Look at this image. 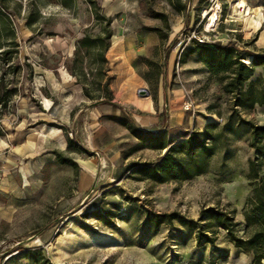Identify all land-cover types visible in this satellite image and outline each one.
<instances>
[{"label": "rangeland", "instance_id": "rangeland-1", "mask_svg": "<svg viewBox=\"0 0 264 264\" xmlns=\"http://www.w3.org/2000/svg\"><path fill=\"white\" fill-rule=\"evenodd\" d=\"M96 1L113 17L109 101L92 83L100 77L91 56L76 54L79 39L101 27L89 0H0V82L12 90L0 112V263L198 264L209 257L238 264L243 250L225 229L216 228L214 244L199 245L196 230L178 218L159 226L152 218L177 211L200 224L204 209L214 207L233 213L246 235L251 123H264V106L238 104L239 93L226 89L229 73H212L195 53L181 61L180 48L198 35L264 50V0ZM81 55L95 98L72 71ZM250 80L264 88V65L245 87ZM140 87L150 93L140 95ZM113 114L133 115L175 140L214 122L207 170L166 182L137 178L133 164L157 163L165 150L138 148Z\"/></svg>", "mask_w": 264, "mask_h": 264}, {"label": "trees", "instance_id": "trees-1", "mask_svg": "<svg viewBox=\"0 0 264 264\" xmlns=\"http://www.w3.org/2000/svg\"><path fill=\"white\" fill-rule=\"evenodd\" d=\"M89 1L94 7L97 20L101 22V27L98 33H85L79 39L76 54L79 55L86 52L91 56L93 63L96 65L90 68L96 71L95 73L98 78L100 77L98 81H93L92 83H97L103 87L107 93L105 100L109 101L112 98V93L109 89L110 78L106 75L109 69L106 52L112 44L114 34L112 27L113 17L102 12L101 6L96 0ZM0 12L2 13L1 8ZM7 52L5 51V53ZM193 53L197 55V58L212 73H229L227 76L230 79L226 83V89L239 93V97L237 98L238 104L245 108H253L256 104L264 106V88L256 87L254 80H250L248 87H245L255 67L264 65V50L250 51L241 49L235 42L224 44L221 41H199L194 38L192 44L186 45L181 52V61H187L188 56ZM246 55L253 57L250 64H246L243 61ZM83 61L84 55H81L80 64H76L74 68L72 67V71L78 77V82H82L85 94L91 98H95L87 82L88 71H85ZM11 92V89H3L0 82V112H3L7 108L12 95ZM110 117L126 126L139 139L138 148L148 147L165 150L169 147L163 158L157 163L151 161L134 163L132 167H134L133 170L137 178H151L158 182H166L172 179L191 178L207 170L209 157L214 152V147L211 144L214 136L210 130V128L216 126L214 122L209 123L205 129L188 132L182 140H175L169 137L166 129L152 130L143 127L133 115L113 114ZM251 126V146L254 148V157L250 159L248 177L250 183L254 185L252 208L246 209L244 212V232L246 235L239 233L241 223L235 220L233 213L214 207L204 209L202 215L205 212L208 215L202 217L201 220H207V222L200 224L193 219L186 218L177 211L156 215L152 219L155 221V225L159 226L164 221H172L178 218L183 224L196 230L197 243L199 245L214 244L218 234L216 228H223L227 231L229 238L234 242L235 246L241 248L243 251L252 253V264H264V175L261 174L264 165V123H251ZM68 145L77 146V143L73 138L68 137ZM57 157L60 162L68 163L74 168L79 169V163L74 158L65 156L61 152H57ZM256 179L257 182L254 183L253 180ZM212 262L216 263L218 261L214 258ZM46 264L59 263L48 261Z\"/></svg>", "mask_w": 264, "mask_h": 264}, {"label": "crops", "instance_id": "crops-1", "mask_svg": "<svg viewBox=\"0 0 264 264\" xmlns=\"http://www.w3.org/2000/svg\"><path fill=\"white\" fill-rule=\"evenodd\" d=\"M159 102H160V99H159ZM165 104L168 107V103L166 102ZM147 106L148 108H154V104L152 103L151 104L149 103ZM159 108H160V105H159ZM252 259H253V255L251 252L243 251V252H240V255L237 258V261H238V264H251ZM209 260H210L209 257H206V259H201V262L198 264H219L218 262L216 263H213L212 261L209 262Z\"/></svg>", "mask_w": 264, "mask_h": 264}, {"label": "built area", "instance_id": "built-area-1", "mask_svg": "<svg viewBox=\"0 0 264 264\" xmlns=\"http://www.w3.org/2000/svg\"><path fill=\"white\" fill-rule=\"evenodd\" d=\"M243 9H244V7H243ZM195 38L198 39L199 41H206V39H204V38H202V37H200V36H198V35H195ZM185 46H186V45H184V44L181 46V48H180V53L183 51V49L185 48ZM192 106H193V101H192V100H188V101L186 102V104H185V107H186L187 109L192 108Z\"/></svg>", "mask_w": 264, "mask_h": 264}, {"label": "bare ground", "instance_id": "bare-ground-1", "mask_svg": "<svg viewBox=\"0 0 264 264\" xmlns=\"http://www.w3.org/2000/svg\"><path fill=\"white\" fill-rule=\"evenodd\" d=\"M243 3H244L245 5L248 4V2H247L246 0H243ZM243 3H242V4H243ZM239 9H240V8H239ZM241 10H242V9H241ZM252 20H253V24H255L257 27L260 26L261 22H260L258 19H252ZM252 59H253L252 56H248L246 61H247L248 63H251Z\"/></svg>", "mask_w": 264, "mask_h": 264}, {"label": "water", "instance_id": "water-1", "mask_svg": "<svg viewBox=\"0 0 264 264\" xmlns=\"http://www.w3.org/2000/svg\"><path fill=\"white\" fill-rule=\"evenodd\" d=\"M138 92H139L140 95H148L150 93V90H149L148 87H140L138 89ZM168 148L165 149V152L168 150Z\"/></svg>", "mask_w": 264, "mask_h": 264}]
</instances>
